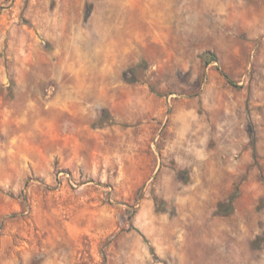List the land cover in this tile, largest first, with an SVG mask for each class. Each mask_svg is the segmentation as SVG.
Wrapping results in <instances>:
<instances>
[{
    "label": "rangeland",
    "instance_id": "1",
    "mask_svg": "<svg viewBox=\"0 0 264 264\" xmlns=\"http://www.w3.org/2000/svg\"><path fill=\"white\" fill-rule=\"evenodd\" d=\"M0 264H264V0H0Z\"/></svg>",
    "mask_w": 264,
    "mask_h": 264
},
{
    "label": "trees",
    "instance_id": "2",
    "mask_svg": "<svg viewBox=\"0 0 264 264\" xmlns=\"http://www.w3.org/2000/svg\"><path fill=\"white\" fill-rule=\"evenodd\" d=\"M217 57H216V55L213 53V52H211V51H206L205 53H204V60H205V62H210L211 60H215ZM237 195L234 193V194H232L230 197H229V199H228V206L229 207H227L226 209H225V211H228L230 208H232V205H233V201H234V199H235V197H236Z\"/></svg>",
    "mask_w": 264,
    "mask_h": 264
}]
</instances>
